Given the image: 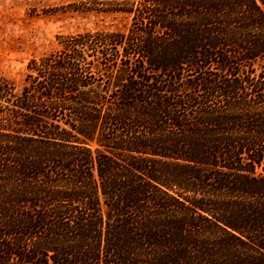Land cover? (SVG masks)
I'll return each instance as SVG.
<instances>
[{
	"label": "trees",
	"instance_id": "trees-1",
	"mask_svg": "<svg viewBox=\"0 0 264 264\" xmlns=\"http://www.w3.org/2000/svg\"><path fill=\"white\" fill-rule=\"evenodd\" d=\"M108 7L0 72V264H264V0Z\"/></svg>",
	"mask_w": 264,
	"mask_h": 264
},
{
	"label": "rangeland",
	"instance_id": "rangeland-1",
	"mask_svg": "<svg viewBox=\"0 0 264 264\" xmlns=\"http://www.w3.org/2000/svg\"><path fill=\"white\" fill-rule=\"evenodd\" d=\"M130 1L0 0V72L21 86L29 62L60 49L63 37L127 31L131 15L107 8Z\"/></svg>",
	"mask_w": 264,
	"mask_h": 264
}]
</instances>
